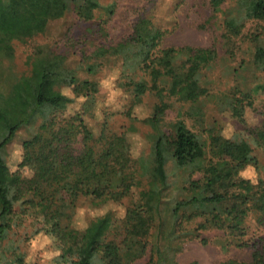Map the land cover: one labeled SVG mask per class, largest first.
I'll return each mask as SVG.
<instances>
[{"label": "trees", "instance_id": "obj_1", "mask_svg": "<svg viewBox=\"0 0 264 264\" xmlns=\"http://www.w3.org/2000/svg\"><path fill=\"white\" fill-rule=\"evenodd\" d=\"M226 2L209 0L227 46L228 57L223 59L235 58L241 41L248 40L255 46V66L264 71V42L260 39L264 0H233L225 8ZM73 4L80 14L78 0H0V55L12 59L15 40L26 42L44 33L49 22L62 18ZM114 11L110 6L109 12ZM249 22L262 27L248 33ZM163 36L164 31L157 28L153 36L146 37L137 23L129 39L116 45L100 44L93 53L94 58L118 56L131 67L136 59L134 67L138 65L139 71L152 77L149 82L129 75L131 125L121 133L104 126L96 134L81 116L60 114L72 100L61 90L69 74L63 54L40 49L29 57L27 72L12 75L6 88L0 86L2 248L8 250L5 241L16 224V207L25 201L28 206L23 211L35 209L34 216L41 215L62 241V258H68L69 264H179L176 256L182 249V236L190 234L186 224L197 217L203 221L191 230L193 235L199 237L200 230L209 228L224 230L238 247H254V264H264L256 241L243 239L251 212L257 215L258 223L264 222V179L253 182L240 175L256 160L251 144L213 130L207 142L181 118L173 124L172 132L163 124L169 107L167 97L196 103L216 96L215 104L224 106L222 111L243 120L245 109L253 106L264 82L253 87L236 85L228 93L215 95L211 79L208 86L205 79L220 58L217 38L209 47H160ZM247 67L243 61L234 72L240 75ZM95 86L84 80L76 85L75 95L84 89L95 91ZM147 94L158 99L150 115L142 119L150 128L151 149L148 156L134 157L128 133L138 120L135 106ZM21 128L28 129L29 137L23 142L18 170L11 173L3 167V151ZM251 133L264 150V115ZM171 165L174 170H183L186 184L173 181ZM22 169L31 171L32 176H25ZM184 191L188 193L182 198L170 199L172 192ZM80 198L96 206L126 198L129 204L120 224L100 216L78 227L74 214ZM221 264L242 263L229 259Z\"/></svg>", "mask_w": 264, "mask_h": 264}, {"label": "rangeland", "instance_id": "obj_2", "mask_svg": "<svg viewBox=\"0 0 264 264\" xmlns=\"http://www.w3.org/2000/svg\"><path fill=\"white\" fill-rule=\"evenodd\" d=\"M232 2L233 0H227L223 6L226 8ZM77 5L81 8L80 14L73 4L62 18L51 20L44 33L26 42L15 40L12 59L0 55L1 88L8 86L12 75L27 72L29 57L40 49L44 52L63 54L69 74L61 90L72 100L60 114L81 116L96 134H99L104 126L112 132H124L131 125L128 111L133 96L128 86L129 75L136 78L145 77L149 82L152 77L139 71L138 65L134 67L138 63L136 59L131 67L125 66L126 63L124 64L118 56L94 58L93 53L100 44L116 45L129 39L137 23L146 37L153 36L154 29L164 31L160 47H209L217 38L220 58L216 66L207 72L205 79L207 86L211 79L213 84L210 87L215 95L228 93L236 85L253 87L264 82V71L254 64L255 46L250 41H241L242 48L237 51L235 58L229 61L223 59L228 57L227 46L221 36L222 29L218 17H212L209 0H78ZM110 6L115 7L113 14L109 12ZM257 27H262V24L249 22L246 30L248 33L253 32ZM260 39L264 42V32ZM243 61L247 62L248 67L241 71L240 75H236L234 70L240 68ZM134 71H138L139 75H133ZM84 80L95 83L96 90L84 89L81 94L75 95L76 85ZM213 97L216 96L196 103L167 97L169 107L163 120L164 128L172 132L173 124L181 118L195 134L207 142L213 133L212 130L225 138L237 137L247 140L256 160L247 165L240 175L253 182L264 179V150L255 143L256 136L251 133L252 129L260 125L264 115V89L255 96L253 106L245 109L243 120L233 117L230 112L222 111L224 106L218 107ZM157 101L155 96L147 94L135 106L138 120L134 130L128 133L134 157L148 156L150 153V128L142 119L150 115ZM180 113L183 114L181 117ZM28 137V129L21 128L5 146L3 167L7 171L12 173L18 170L23 157V142ZM22 170L25 176H32L31 171ZM169 171L178 185L186 184L187 176L183 170H174L171 165ZM187 193L172 192L170 199L182 198ZM128 204V198L98 206L80 198L74 214L75 224L85 227L100 216L111 217L120 224ZM27 206L24 201L16 207V210H19L16 217H13L16 218V224L5 241L8 250L0 246V261L10 264L20 261L29 264H69L68 258H62L63 243L57 234L43 221L41 215L34 216L35 209L24 212L23 209ZM201 221L203 217H197L186 224L190 234L188 232L182 236V249L176 256L179 264H221L229 259L238 260L242 264H254V247H238L236 240L224 230L209 228L200 230L199 237L193 235L191 230L193 231ZM245 226L247 235L243 239L256 241L255 248L264 254V239L260 241L259 238H264V222L258 223L257 215L251 212Z\"/></svg>", "mask_w": 264, "mask_h": 264}]
</instances>
